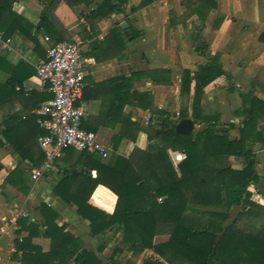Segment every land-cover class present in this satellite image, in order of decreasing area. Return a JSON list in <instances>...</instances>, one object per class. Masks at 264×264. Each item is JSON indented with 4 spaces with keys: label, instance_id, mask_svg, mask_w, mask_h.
I'll return each mask as SVG.
<instances>
[{
    "label": "trees",
    "instance_id": "16d2710c",
    "mask_svg": "<svg viewBox=\"0 0 264 264\" xmlns=\"http://www.w3.org/2000/svg\"><path fill=\"white\" fill-rule=\"evenodd\" d=\"M13 1L0 0V13L10 10ZM43 1L47 8L37 26L49 33L54 40L53 44L63 40L53 13L61 1L71 8L83 4L87 10L80 11L79 16L90 28H93L97 20L113 13L123 14L125 20L128 16V0ZM151 1L141 0L136 6H131L129 12H134ZM184 1L187 10L183 17L197 14L201 19L200 25H203L209 11L217 6V0ZM222 19L223 16L218 15L214 25L218 26ZM16 20L22 19L14 14L11 22ZM9 26V22H3L0 27L3 39L13 33ZM200 28L198 26L192 35L194 50L207 57V62L199 65L193 72L183 69L180 77L181 96L188 97L191 94L193 83L190 112L186 107H181L178 118H173L174 114L160 110L157 122L148 123L147 126H139L129 117L125 118L122 120L123 130L112 136V149H116L123 137L134 139L140 130L146 133L148 141L157 139L156 145L145 150L135 147L128 157L114 155L111 159H102L95 154L68 148L76 152L77 160L74 164L82 165L84 171L72 172L65 167L58 172L57 179L51 185V192L59 196L62 202L77 207L78 215L88 221L92 236L113 227L114 233H121V245L117 244L113 248L110 259L117 252L127 249L133 255L149 254L150 259L141 264H264V205L252 200L247 189L252 184L264 195L256 172L257 150L264 148V127H259V123L264 121V99L230 85L227 89L236 90L241 99V106L234 110V115L241 117V120L224 125L219 123L217 113H203L201 99L205 86L221 76L230 80L231 75L223 68L218 53L209 54L207 44L199 36ZM132 34L136 36L133 31ZM110 39H113V46L118 51L125 48L127 36L119 23L108 30L96 48H91V52L97 54L112 48ZM259 40L264 41V30L260 33ZM159 72L170 74L169 70H138L132 75L136 78L144 75L154 78ZM129 79L125 76L118 78L122 83L118 95L120 101L129 92L130 85L124 84ZM16 83V80L10 79L0 84V101L16 95ZM145 95L144 92H132L137 100ZM48 97L49 94L42 93L40 100ZM121 106L114 105L118 109ZM188 117L197 125L204 124L205 127L189 134L177 133L175 123ZM19 123V118L4 122L0 131V161L8 152L7 145H11L23 159L30 162V167H37L43 161L44 154L41 149L33 154L29 153L27 140L17 135ZM132 128L135 129V134L130 136L128 130ZM43 133V128L39 126L36 136ZM95 136L98 139L97 134ZM134 157L137 164L133 162ZM230 157L243 158L242 167L233 168L229 164ZM1 167L0 163V169ZM92 170L95 171L94 176L90 174ZM28 172L29 168H14L5 175L4 184L27 194L32 184ZM190 205H223L225 210L205 212L213 219L202 220L187 215V211L193 209ZM232 206L240 207L237 218L226 228L215 245L216 236L221 232ZM36 209L40 215L39 222L26 217H20L16 221L19 228L15 233L18 235L22 231L27 232L25 236L14 240L15 252L12 259L17 264H107L100 256L106 246L105 241L99 243L94 250H88L80 238L66 229L64 223H57L59 213L54 206L42 199ZM244 215L262 219V222L253 226L254 231L241 229L237 223ZM164 228H167V239L155 243V235L164 231ZM37 236L49 239L46 251L32 242V238ZM123 264L137 263L129 259Z\"/></svg>",
    "mask_w": 264,
    "mask_h": 264
},
{
    "label": "crops",
    "instance_id": "0c3cea01",
    "mask_svg": "<svg viewBox=\"0 0 264 264\" xmlns=\"http://www.w3.org/2000/svg\"><path fill=\"white\" fill-rule=\"evenodd\" d=\"M140 1L128 0L126 20L123 14L113 13L97 20L93 28L79 16L80 11L87 10L83 4L71 8L61 1L53 10L57 19L56 26L63 35L61 41L78 38L82 42V55L87 62L80 100L84 108L82 127L97 134L98 140L110 148V159L114 155L128 157L135 147L140 150L151 149L158 141H148L144 131L140 130L135 134V129L132 128L128 133L130 136L135 134V138L123 137L116 149H112V136L123 130L122 120L125 118L129 117L139 126H147L148 123L157 122L160 110L174 114L181 107H186L190 112L193 83L191 94L188 97L181 96L180 77L183 69L193 72L199 65L207 62V57L194 50L192 35L198 26L201 27L199 36L207 44L209 54L218 53L223 68L231 75L230 80L221 76L205 86L201 99L203 113H217L219 123L224 125L241 120V117L234 115V110L241 106V99L236 90L227 89L230 85L264 99V41L259 40V35L264 30V0H217L216 8L209 11L203 25H200L201 19L197 14L183 17L187 10L184 0H152L146 6L129 12V8ZM44 5L43 0H14L10 10L0 13V27L3 22H9V28L13 30L6 39H3L0 30V84L10 79L17 81L16 95L0 101V131L6 120L19 118L17 135L27 140L30 154L40 149L39 136L36 134L41 125L36 109L45 100H40L41 94L48 95L45 85L36 75L35 65L46 58L47 47L54 43L49 33L37 26ZM14 14L22 20L11 22ZM218 15H222L223 19L215 26L214 20ZM124 22L127 24L124 29L127 43L122 51H118L113 46V39H110L112 48L97 54L91 52V48H96L97 43L114 24L119 23L121 26ZM138 70H169L170 74L159 72L154 78L146 75L136 78L132 74ZM121 76L130 78L123 82L130 85V89L120 101L118 95L122 83L118 78ZM133 91L144 92L146 95L137 100L132 96ZM119 104L122 105L119 109L114 107ZM260 126L264 127V121L259 123ZM203 127L204 124L194 123V131ZM7 148V154L0 161L1 264H17L12 259L15 252L14 240L27 234L22 231L17 235L15 230L19 228L16 223L18 218H11L19 211H26L29 214L26 218L39 222L40 215L36 208L45 196L49 197L50 204L59 213L57 223L66 224V229L80 238L85 248L94 250L102 241H108V245H113V248L117 245L121 233H114L115 227L92 236L88 221L78 215L77 207L62 202L59 196L51 192V185L61 169L68 167L72 172L84 171L82 165L74 164L77 160L76 152L63 150L56 159L57 171L44 173L34 185L31 184L29 192L23 194L13 186L4 184V177L14 168L26 170L30 167V162L23 159L15 147L7 145ZM21 150L24 152V149ZM257 160L259 185L264 190V148L257 150ZM133 162L137 164L135 157ZM242 162L243 158H229V164L233 168H241ZM90 174L94 176L95 171L92 170ZM247 189L252 200L264 205L262 191L252 184ZM46 190H49L48 194H44ZM29 200L35 205L32 206L33 209L28 207ZM6 219H9L7 224L4 221ZM108 233H111L110 237L102 240ZM166 239L165 235L158 233L154 242L160 243ZM32 242L40 245L44 251L49 247V239L42 236L33 237ZM145 260L146 255L142 253L136 263L141 264ZM160 261L163 262V259L160 258Z\"/></svg>",
    "mask_w": 264,
    "mask_h": 264
},
{
    "label": "built area",
    "instance_id": "2783aa9c",
    "mask_svg": "<svg viewBox=\"0 0 264 264\" xmlns=\"http://www.w3.org/2000/svg\"><path fill=\"white\" fill-rule=\"evenodd\" d=\"M82 52V42L78 38L64 40L48 46L46 58L35 65L36 75L45 85L49 97L36 109L38 122L44 130L38 137L44 159L39 166L28 167L32 185L45 172L57 171L56 159L65 149L84 151L102 159L109 156V147L100 142L94 132L82 127L84 108L80 100L87 73ZM174 116L178 118V110ZM48 192L46 190L44 194ZM27 216L26 211H19L11 219ZM4 221L7 224L9 219ZM2 261L0 255V264Z\"/></svg>",
    "mask_w": 264,
    "mask_h": 264
},
{
    "label": "rangeland",
    "instance_id": "374dc122",
    "mask_svg": "<svg viewBox=\"0 0 264 264\" xmlns=\"http://www.w3.org/2000/svg\"><path fill=\"white\" fill-rule=\"evenodd\" d=\"M181 2H182V0H181ZM108 158H110V148H109V156H108ZM171 159H172V157H171ZM31 201L32 200H29L28 207L29 206H31V207L33 206L34 203H33V201L32 202ZM255 202H257V201H255ZM48 204L51 205L50 203H48ZM190 206L194 210L193 209L188 210L187 211V215L189 217L198 218V219H202V220L206 219V218H212L209 214H206L205 212H208V211H224L225 210V206H223V205L218 206V207H209V206L205 207V206H199V205H190ZM33 207H32V209H33ZM260 222H262V219H259V218L254 219L253 217H251L249 215H244L238 221L237 226L239 228H241V229H245V230H248V231H254L255 229H254L253 226H258V224H260ZM160 233H161V235H165L166 237H168L167 228H164V231H162ZM110 234L111 233H108L107 235H104L102 240H105L106 238H109ZM120 242L121 241L119 239L117 241V244L121 245ZM108 244H109V242L107 241L104 250L100 254L102 260L105 263H107V264H123L126 260H129V259L134 261V262H137V259H138L140 254L133 255L131 253V251H128L127 249H124L125 251L123 250L122 252H120V254H114L112 259H110L109 255L112 252L113 245L109 246ZM146 259H150V257L147 255Z\"/></svg>",
    "mask_w": 264,
    "mask_h": 264
},
{
    "label": "water",
    "instance_id": "95a60500",
    "mask_svg": "<svg viewBox=\"0 0 264 264\" xmlns=\"http://www.w3.org/2000/svg\"><path fill=\"white\" fill-rule=\"evenodd\" d=\"M47 8L46 5H44V9L43 11H45ZM127 27V24L124 22L121 24V28L122 29H125ZM129 38L131 39L132 37L129 36ZM174 129L177 133H180V134H189L191 132L194 131V122L191 118H181L179 119L175 125H174ZM46 174V172H45ZM44 201L45 202H49L50 203V200H49V197L45 196L44 197ZM240 210V207L239 206H232L229 210V217L224 221L223 225H222V230L220 233L217 234L216 236V239H215V245H217V243L219 242V239L222 237V235L224 234L226 228L231 224L233 223L236 218H237V214Z\"/></svg>",
    "mask_w": 264,
    "mask_h": 264
}]
</instances>
